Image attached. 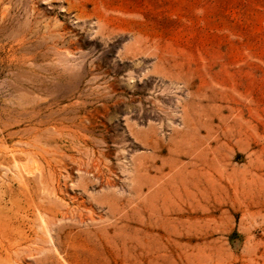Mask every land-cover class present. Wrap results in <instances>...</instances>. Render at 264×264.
<instances>
[{"label":"rangeland","instance_id":"1","mask_svg":"<svg viewBox=\"0 0 264 264\" xmlns=\"http://www.w3.org/2000/svg\"><path fill=\"white\" fill-rule=\"evenodd\" d=\"M0 264H264V0H0Z\"/></svg>","mask_w":264,"mask_h":264},{"label":"bare ground","instance_id":"2","mask_svg":"<svg viewBox=\"0 0 264 264\" xmlns=\"http://www.w3.org/2000/svg\"><path fill=\"white\" fill-rule=\"evenodd\" d=\"M63 158V157H62ZM62 160V159H61Z\"/></svg>","mask_w":264,"mask_h":264}]
</instances>
